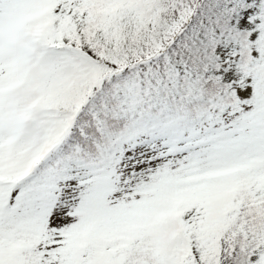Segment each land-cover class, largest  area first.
Here are the masks:
<instances>
[{"label":"snow or ice","instance_id":"obj_1","mask_svg":"<svg viewBox=\"0 0 264 264\" xmlns=\"http://www.w3.org/2000/svg\"><path fill=\"white\" fill-rule=\"evenodd\" d=\"M0 264H264V0H0Z\"/></svg>","mask_w":264,"mask_h":264}]
</instances>
